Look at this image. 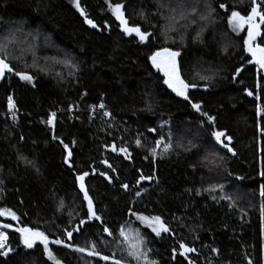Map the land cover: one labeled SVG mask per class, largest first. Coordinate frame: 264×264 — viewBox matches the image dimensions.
<instances>
[{
	"label": "trees",
	"instance_id": "1",
	"mask_svg": "<svg viewBox=\"0 0 264 264\" xmlns=\"http://www.w3.org/2000/svg\"><path fill=\"white\" fill-rule=\"evenodd\" d=\"M116 3L148 40L123 32L109 8ZM251 3L79 0L93 28L73 0H0V39H8L0 57L12 68L0 77V209L18 218L0 216L12 226L0 264H54L39 241L24 245L23 227L44 232L61 264H264V72L248 64L246 32L228 20ZM260 31L264 47V24ZM163 48L180 51L181 78L195 85L187 100L152 66ZM102 98L107 117L89 111ZM55 110L64 112L50 125ZM85 172L99 220L87 216L77 180ZM136 214L159 216L170 231L156 236ZM121 231L143 239L147 260L128 255L138 241Z\"/></svg>",
	"mask_w": 264,
	"mask_h": 264
},
{
	"label": "snow or ice",
	"instance_id": "2",
	"mask_svg": "<svg viewBox=\"0 0 264 264\" xmlns=\"http://www.w3.org/2000/svg\"><path fill=\"white\" fill-rule=\"evenodd\" d=\"M76 8L80 11V15L85 17V23L92 26L93 28H96L97 25L91 20L88 19L83 9L80 8L79 0H73ZM107 2V0H106ZM221 8L224 7L223 4L220 5ZM109 8L112 11L113 15L116 17V19L120 22L121 28L123 32L126 35L135 34L141 42H143L147 38V33L142 32L139 27H129L127 20L124 17V12L122 9V4L116 3V4H109ZM195 11V9H193ZM257 17L259 18V22H257ZM229 24L233 25L235 28H243L245 25H247V31L248 35L244 40L245 50L248 51L251 56L253 57V60L255 61V64L259 66V68L264 69V47H262L260 44L253 45V41L261 35L260 27L261 24H264V0H262V3H257V0H252L251 8L248 14L241 15L238 11H232L231 15L228 17ZM264 39V37H262ZM179 55L178 52L172 51L168 48H163L159 51L154 52L149 59L152 62V66L156 68L157 70L163 72V75L165 77L164 83L172 89L173 92L176 93L177 96H182L184 99H188V96L186 95L187 89L191 87H195V85H189L188 83H185V81L181 78L178 68H177V62L176 57ZM11 72L12 68L9 67V64L5 62V60L0 59V77H3L5 75V72ZM240 69H237V72H239ZM16 75L20 76L23 80L31 81L32 77L27 75L26 73H16ZM248 95H252V92H248ZM9 106L12 107V98L9 97ZM99 107L102 109L104 108L103 103L99 105ZM192 107L195 108L197 111H199V105L198 104H192ZM258 111H260L259 105L257 106ZM55 116V114H52ZM104 116H109L110 113L105 111L103 113ZM211 119V117L209 118ZM49 124L52 123V119L50 118L48 121ZM154 131V130H152ZM216 140L219 142L220 137L223 135L222 132H215L213 133ZM140 141L137 140V144L139 145ZM159 143V141H157ZM65 149H67V145L64 146ZM168 145H165V148L167 149ZM227 147V145H225ZM113 151H116L115 146H113ZM119 151L127 153L126 149H120ZM229 151H232L229 148ZM153 155H155V149L152 150ZM71 156V152H68V157ZM68 157H65V163H69ZM111 167V165H109ZM115 171V169H113ZM88 173L85 172L79 176H77V180L80 182L79 187L81 192L83 193L84 200L87 201V207L88 212L87 216L89 218H95L97 220L100 219L99 216L96 215L93 207L92 199L90 198L88 191L85 188L84 184V177L87 176ZM101 175H106V173H101ZM261 177H264V171H261L259 173ZM152 177H144L143 175L140 176V180L144 179H151ZM125 189L128 187L127 185H122ZM140 193L137 192V195ZM260 195L264 197V186L261 187ZM2 215H9L13 220L18 219L14 212H12L10 209H0V216ZM141 220H147L150 221L149 227H151L152 231L156 234V236H160L162 232L167 233L170 231V229L167 227V225L161 220L159 216L155 217H144L139 216L138 217ZM84 221H81V224H83ZM5 228H10V224L3 225ZM262 228H264V212H262ZM16 231H18L21 234V239L24 245L27 248H32L33 245L36 243V241H39L44 246V251L48 255L50 260L54 261V264H61V262L53 256L51 250L48 248L49 239L48 236L45 235L44 232L23 227V228H17ZM104 232H108L109 235L111 233L109 232V229L107 227L104 228ZM66 235L69 239L72 238V232H67ZM120 235L124 237L125 241L129 240H136L138 243H132L129 245L130 251L128 252L129 256H132L134 258H139L140 256H143L145 260H147V256L145 253L140 251L139 245L143 243V239L141 237H132L129 236L124 231H121ZM7 241V234L4 232H0V249L5 247V242ZM54 244L57 245H64L65 247H72V245H65L64 241L61 239H56L51 241ZM180 248L184 250V252H193L195 251L194 248H189L185 244L181 243ZM78 252H84V248H76L75 249ZM8 251H11V249H8ZM213 251H216V249H213ZM3 255H6L7 252L0 253ZM88 254L91 255H97L99 256V252L95 251L94 249L92 251H89ZM183 255V252L181 253ZM102 260H109L108 256H101ZM113 264H122L120 260H114ZM148 264H155L154 261H148ZM249 264H252V261H249Z\"/></svg>",
	"mask_w": 264,
	"mask_h": 264
},
{
	"label": "rangeland",
	"instance_id": "3",
	"mask_svg": "<svg viewBox=\"0 0 264 264\" xmlns=\"http://www.w3.org/2000/svg\"><path fill=\"white\" fill-rule=\"evenodd\" d=\"M258 18V17H257ZM234 27V26H233ZM234 29L237 31V32H246V37H247V35H248V31H247V25H245L243 28H235L234 27ZM259 37V36H258ZM258 37L252 42L253 43V45H255V44H259V40H258ZM7 41H8V39L7 38H2V39H0V44L1 45H6V43H7ZM24 42H26V41H24ZM23 42V43H24ZM27 46H29V48H32V46L31 45H27ZM262 46V45H261ZM263 47V46H262ZM168 49H170V50H172V51H176V52H178L179 53V55L176 57V62H177V68H178V71H179V74H180V76H181V73H180V66H179V57H180V51H177V50H174L173 48H168ZM161 50V49H160ZM157 51H159V50H157ZM247 53L249 54V56H250V59H249V61H250V64L252 65H254L255 67H258V70L259 69H261V68H259V66L258 65H256L255 64V61L253 60V57L251 56V54L247 51ZM263 70V72H264V69H262ZM159 71V70H158ZM161 72V71H160ZM162 74H163V72H161ZM165 78V77H164ZM186 95H187V92H186ZM251 97H253V96H251ZM223 139L220 137V141H222ZM227 145H230V143H227ZM136 216V218H138L139 216H144V217H149V216H146V215H138V214H136L135 215ZM139 219V218H138ZM140 221H142L144 224H146L147 226H149V223H150V221H147V220H141V219H139ZM164 222V221H163ZM6 223H4V225H5ZM10 228H12V226L10 227ZM36 242H38V241H36Z\"/></svg>",
	"mask_w": 264,
	"mask_h": 264
},
{
	"label": "built area",
	"instance_id": "4",
	"mask_svg": "<svg viewBox=\"0 0 264 264\" xmlns=\"http://www.w3.org/2000/svg\"><path fill=\"white\" fill-rule=\"evenodd\" d=\"M101 103H103V105H104V108H102V109L99 107V105ZM78 109L79 108L72 107V108H69L67 112H69V114H72ZM89 111H90V113H93V114L98 113V112H101L103 114L105 111L109 112V110L106 108V104L104 102V98H102L101 101L98 104L90 106ZM63 112H64L63 110H55V111H53L55 116L51 115L50 118L52 119V123L50 125H54L56 120L61 118V115L63 114ZM3 225H4V223L0 222V232H3V229H4ZM6 243L7 242H5V246H6ZM4 248L0 249V251L3 250Z\"/></svg>",
	"mask_w": 264,
	"mask_h": 264
},
{
	"label": "water",
	"instance_id": "5",
	"mask_svg": "<svg viewBox=\"0 0 264 264\" xmlns=\"http://www.w3.org/2000/svg\"><path fill=\"white\" fill-rule=\"evenodd\" d=\"M148 35H147V38L145 39V40H148V38H149V36H150V33H147ZM0 59H2L1 57H0ZM209 87H205V89L207 90ZM188 90V89H187ZM251 96H253V95H251ZM228 148H230L231 150H232V148H231V146L230 145H228ZM111 149H113V147L111 148Z\"/></svg>",
	"mask_w": 264,
	"mask_h": 264
},
{
	"label": "flooded vegetation",
	"instance_id": "6",
	"mask_svg": "<svg viewBox=\"0 0 264 264\" xmlns=\"http://www.w3.org/2000/svg\"><path fill=\"white\" fill-rule=\"evenodd\" d=\"M250 63V61H248V64Z\"/></svg>",
	"mask_w": 264,
	"mask_h": 264
}]
</instances>
